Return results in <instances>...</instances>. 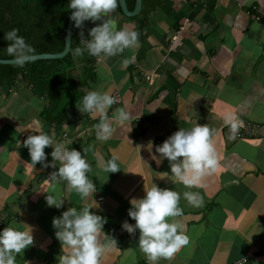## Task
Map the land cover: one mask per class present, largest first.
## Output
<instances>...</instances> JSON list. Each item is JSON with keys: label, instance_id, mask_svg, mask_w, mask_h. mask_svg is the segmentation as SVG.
<instances>
[{"label": "crops", "instance_id": "1", "mask_svg": "<svg viewBox=\"0 0 264 264\" xmlns=\"http://www.w3.org/2000/svg\"><path fill=\"white\" fill-rule=\"evenodd\" d=\"M258 23L264 26V0H159L148 12L120 21L119 27L139 33L137 45L105 61L96 59L95 79L84 88L85 94L99 90L121 97L109 115L117 107L132 114L131 122L116 125L106 142L95 135L99 115L71 108L64 123L56 126L46 119L47 99L36 95L28 82L20 78L15 86L1 87L0 214L7 215L5 227L23 229L24 223L34 236L33 246L17 255V264H57L62 248L53 218L85 203L60 182L56 195L65 199L63 207L47 205L45 191H52L48 178L59 162L56 168L31 164L23 141L37 120L56 140L86 150L99 204L92 210L107 219L105 231L119 249L102 264H149L138 247L139 230L117 236L112 228L125 220L135 223L128 213L130 200L144 197L145 185L152 183L181 193L183 215L170 219L189 237L187 245L159 264H232L245 257L249 264H264V29H256ZM132 56L135 60L125 66L123 59ZM229 115L258 126L257 135L232 136L225 123ZM194 123L214 130L219 167L188 189L161 176L171 171L169 162L158 165L153 155H159L157 145ZM52 151L51 146L45 148L49 163ZM113 156L119 158L121 170L103 172L100 162ZM186 190L199 191L203 205L189 204L182 195ZM129 248L134 252L128 253Z\"/></svg>", "mask_w": 264, "mask_h": 264}, {"label": "clouds", "instance_id": "2", "mask_svg": "<svg viewBox=\"0 0 264 264\" xmlns=\"http://www.w3.org/2000/svg\"><path fill=\"white\" fill-rule=\"evenodd\" d=\"M118 6L119 0H69L68 8L72 10L70 19L76 28H82L85 21H102L91 28L90 38H82L74 49L71 46L74 57L80 58L87 54L102 62L137 45L139 33L127 27H119L117 17L111 15ZM255 28L264 29V26L258 23ZM19 32L18 28H12L5 32L4 39L9 41L6 51L13 64L23 67L36 61L38 54L35 47ZM81 36H84L83 32ZM134 60L135 56L127 57L122 63L126 66ZM116 103L117 97L109 91L92 90L83 96L82 104L78 107L88 116H100L99 122L95 124V135L101 142L113 136L116 125L126 126L131 122L132 114L126 107H117L109 115V110ZM225 123L230 126V134L235 136L243 121L229 115L225 117ZM44 127L40 120L29 125L32 134L23 141V145L28 148L34 166L39 162L44 168H56L59 162L58 170L53 171L48 178L52 182V191H45L47 205L63 207L65 199L56 195L60 182H65L68 191L78 193L85 201L81 209L70 207L62 215L53 218L55 236L62 248L57 264H102L106 255L119 249L117 240L105 231L107 219L92 210L99 207V204L95 199L97 186L89 177L91 164L84 154L86 150L82 153L70 148L66 141L56 140L54 133L45 132ZM37 132L39 134H35ZM213 132L208 124L194 123L190 128H179L162 144L157 145L156 153L159 155L154 154L153 159L158 165L167 159L171 169L170 172L161 173V176H170L173 181L178 180L191 189L200 183L203 176L217 171L219 160L212 139ZM149 145L152 148V144ZM49 146L53 148L50 163L49 154L45 152ZM99 166L108 174L121 170L116 156L101 161ZM145 190L144 197L130 200L128 213L135 223L125 220L122 229L132 235L139 230V249L149 264H159L161 259H171L189 243L188 235L182 230L183 226L175 219H170L183 215V208L180 207L181 193L175 189L161 188L155 183L145 185ZM182 195L193 206L199 207L204 203L199 191L186 190ZM15 211L22 215L19 208L16 207ZM22 224L25 226L23 229L13 225L0 230V264H17V255L33 246L32 227ZM133 252L134 249H128V253ZM237 264L242 262L238 261Z\"/></svg>", "mask_w": 264, "mask_h": 264}, {"label": "trees", "instance_id": "3", "mask_svg": "<svg viewBox=\"0 0 264 264\" xmlns=\"http://www.w3.org/2000/svg\"><path fill=\"white\" fill-rule=\"evenodd\" d=\"M133 11L136 0H126ZM159 0H143L142 12L156 7ZM69 0H0V60H11L6 48L9 41L5 32L18 28L19 34L32 44L38 55L58 54L65 49L67 27L71 11ZM83 32L84 36H81ZM89 34L74 26L72 48ZM96 58L85 54L76 58L72 52L60 60H40L23 67L0 64V88L15 86L21 78L28 82L36 95L49 103L46 110L48 123L60 126L69 109L79 110L84 88L95 79Z\"/></svg>", "mask_w": 264, "mask_h": 264}, {"label": "water", "instance_id": "4", "mask_svg": "<svg viewBox=\"0 0 264 264\" xmlns=\"http://www.w3.org/2000/svg\"><path fill=\"white\" fill-rule=\"evenodd\" d=\"M142 10H143V0H136L135 8L133 11L129 10L126 0H119L118 8L114 10V12L111 15L113 16V18L117 17V22L119 23L123 19H130L139 16L142 13ZM100 23H102V21H96L95 23L92 21H85L81 29L89 33L91 28L95 27L96 24H100ZM73 29H74V22L71 19H69L67 33H66L65 49L58 54H40L38 55V59L36 61L60 60L65 58L69 53H71ZM0 64L14 65L11 60H0Z\"/></svg>", "mask_w": 264, "mask_h": 264}, {"label": "built area", "instance_id": "5", "mask_svg": "<svg viewBox=\"0 0 264 264\" xmlns=\"http://www.w3.org/2000/svg\"><path fill=\"white\" fill-rule=\"evenodd\" d=\"M254 18L259 20V17L257 15H253ZM185 29V26H182L178 31L175 32L174 36H173V41H177L181 32ZM117 97V103L114 104L113 106L119 105L122 103V99L118 94H114ZM229 125L227 127V129L229 130ZM259 130V127L256 125H252V124H247V123H242L240 125L239 131L238 133L235 135V137L237 139H244V138H250V137H254L257 135ZM7 220V215L5 213H1L0 214V230H3V228L5 227V221ZM112 231L114 232L115 235L117 236H122V235H126L128 234V232L126 230L122 229V226H115L112 228ZM245 259V260H244ZM238 261H241L242 264H249V258L245 257L242 258ZM234 262L232 264H237V262Z\"/></svg>", "mask_w": 264, "mask_h": 264}]
</instances>
